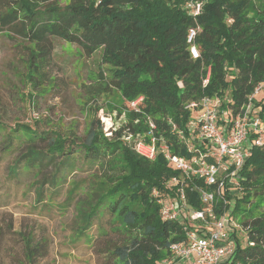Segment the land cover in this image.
Returning a JSON list of instances; mask_svg holds the SVG:
<instances>
[{
	"label": "trees",
	"instance_id": "16d2710c",
	"mask_svg": "<svg viewBox=\"0 0 264 264\" xmlns=\"http://www.w3.org/2000/svg\"><path fill=\"white\" fill-rule=\"evenodd\" d=\"M199 1L202 11L193 19L183 9V0H0V27L24 43L29 84L42 83L53 40L60 39L87 57L98 53L111 69V87L122 100L130 104L141 99L109 136L94 120L80 138L17 125L3 139L28 146L11 168L12 175L19 166L41 168L46 163L55 169L49 179L56 186L66 182L67 172L78 162L98 174L103 189L90 191L89 202L79 203L78 210L76 205V215L80 235L95 219L109 216L111 229L121 238L106 250L112 264H158L169 257L170 246L183 239L181 222L160 215L158 201L176 196L181 181L158 148L165 144L170 154H188L179 141V130L184 131L191 116L185 105L220 96L236 114L254 88L264 84V0ZM192 28L198 29L197 59L188 51ZM255 105L264 123V98ZM2 130L0 124V134ZM141 137L147 144L154 140L158 150L153 160L134 152L133 142ZM239 181L241 195L225 199L234 197L231 214L245 243L236 235V249L224 264H264V147L250 149ZM191 187L185 188L188 202L200 209ZM78 189L72 190L70 200ZM218 203L215 212L221 214ZM23 248L28 264L41 250L30 239Z\"/></svg>",
	"mask_w": 264,
	"mask_h": 264
},
{
	"label": "rangeland",
	"instance_id": "374dc122",
	"mask_svg": "<svg viewBox=\"0 0 264 264\" xmlns=\"http://www.w3.org/2000/svg\"><path fill=\"white\" fill-rule=\"evenodd\" d=\"M53 43L42 83L33 86L25 78L24 43L0 27V264H28L23 254L28 239L34 247L41 246L31 264H112L106 250L121 238L111 229L109 216L95 219L80 235L76 215V205L78 210L79 203L89 202L90 191L100 192L98 174L78 162L67 172L66 182L54 186L49 178L55 169L46 163L41 168L19 166L15 174L10 173L28 148L23 142L3 143L17 125L80 138L89 123L98 120L109 136V130L119 128L132 109L111 87V69L101 63L98 53L87 57L76 45L60 39ZM230 186V192L236 190L234 182ZM228 204L231 214L234 197ZM236 235L244 245L245 235L239 229Z\"/></svg>",
	"mask_w": 264,
	"mask_h": 264
},
{
	"label": "built area",
	"instance_id": "2783aa9c",
	"mask_svg": "<svg viewBox=\"0 0 264 264\" xmlns=\"http://www.w3.org/2000/svg\"><path fill=\"white\" fill-rule=\"evenodd\" d=\"M202 6L199 0H183V9L193 19L201 14ZM197 33L198 29L192 28L187 35L192 59L199 57L194 44ZM207 81L208 72L204 86ZM263 98L264 84H259L236 114L225 106L226 98L220 96L203 97L185 105L191 116L184 131L179 130V141L188 154H170L165 144L158 148L170 166L178 171L181 181L176 196L158 201L160 215L163 220L181 222L183 239L173 243L169 257L158 264H224L234 253L240 225L228 214L225 196L241 195L239 173L250 149L264 147V123L259 117V106L255 105ZM140 100L129 105L135 108ZM171 129L174 131L175 126ZM158 149L153 139L150 144L142 137L133 142L134 152L146 160H153ZM197 181L201 186L193 183ZM171 182L173 186L178 184L175 178ZM230 182H234L235 191H229ZM190 183L191 191L198 195L200 209H193L188 202L185 188ZM218 202L222 203L221 214L215 212Z\"/></svg>",
	"mask_w": 264,
	"mask_h": 264
}]
</instances>
